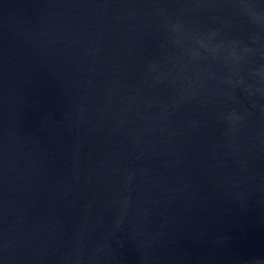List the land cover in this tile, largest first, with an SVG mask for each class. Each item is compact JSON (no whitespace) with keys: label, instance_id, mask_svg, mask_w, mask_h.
Returning a JSON list of instances; mask_svg holds the SVG:
<instances>
[{"label":"water","instance_id":"obj_1","mask_svg":"<svg viewBox=\"0 0 264 264\" xmlns=\"http://www.w3.org/2000/svg\"><path fill=\"white\" fill-rule=\"evenodd\" d=\"M0 264H264V0H0Z\"/></svg>","mask_w":264,"mask_h":264}]
</instances>
